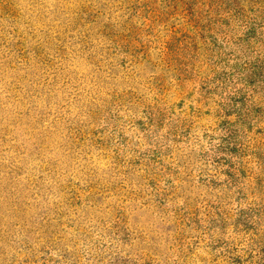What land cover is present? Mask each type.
I'll return each mask as SVG.
<instances>
[{
	"label": "rangeland",
	"instance_id": "obj_1",
	"mask_svg": "<svg viewBox=\"0 0 264 264\" xmlns=\"http://www.w3.org/2000/svg\"><path fill=\"white\" fill-rule=\"evenodd\" d=\"M0 264H264V0H0Z\"/></svg>",
	"mask_w": 264,
	"mask_h": 264
},
{
	"label": "trees",
	"instance_id": "obj_2",
	"mask_svg": "<svg viewBox=\"0 0 264 264\" xmlns=\"http://www.w3.org/2000/svg\"><path fill=\"white\" fill-rule=\"evenodd\" d=\"M58 218L63 217L64 215L62 213L57 212Z\"/></svg>",
	"mask_w": 264,
	"mask_h": 264
}]
</instances>
